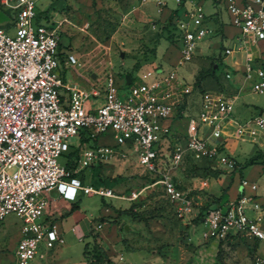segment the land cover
<instances>
[{"label": "built area", "instance_id": "built-area-1", "mask_svg": "<svg viewBox=\"0 0 264 264\" xmlns=\"http://www.w3.org/2000/svg\"><path fill=\"white\" fill-rule=\"evenodd\" d=\"M170 1L173 9H182L175 14L177 61L151 67L144 78L131 77L126 83L125 74L116 75L107 60L101 73L84 87L66 80L62 73L63 66L75 69L81 64L75 52L58 49L66 18L39 21L35 0H0L14 25L12 34L0 26V222L10 213L22 221L14 257L6 264H32L42 245L64 243L57 221L45 217L47 191L56 189L70 200L81 193L134 201L144 188L157 185L179 218L192 219L201 210L174 178V170L186 156L232 169L236 160L224 151L226 137L264 145V114L236 119L232 114L236 93L201 94L199 121L189 116L185 131L174 129L172 121L185 115L187 96L193 91V81L187 82L178 68L192 60L199 41L214 31L199 0H153L158 7ZM217 1L242 35L264 39V0ZM232 51L224 48L226 56ZM258 59L245 52L240 89L248 81L253 92L264 93V58ZM225 76L231 79L234 72L227 70ZM100 94L99 104H89ZM82 133L89 142L79 141L72 147L70 139H79ZM102 134H109L112 142H97ZM73 148L78 149L75 164L68 167L58 158ZM131 157L152 173L142 188L117 193L109 185L87 183L80 175L85 168L123 163ZM207 184L206 177L199 178L200 188ZM239 186L241 191L254 190L257 184L242 177ZM247 203L256 215L248 214ZM201 222L207 234L223 242L246 236L256 247H264V204L253 195L240 193L225 205L207 206ZM103 223L93 221L91 232H98ZM124 259L118 255V260ZM126 264L143 263L128 260ZM249 264H264V254L255 248Z\"/></svg>", "mask_w": 264, "mask_h": 264}, {"label": "rangeland", "instance_id": "rangeland-1", "mask_svg": "<svg viewBox=\"0 0 264 264\" xmlns=\"http://www.w3.org/2000/svg\"><path fill=\"white\" fill-rule=\"evenodd\" d=\"M46 1L40 0L42 3ZM201 1L202 8L206 14L218 10V13L213 16V22H207L209 27H213L214 23H221V20L227 21V13L221 1ZM172 4L173 1H170L169 5L158 7L153 0H73L69 6L67 5V8L72 7V9L77 11L81 17L80 22L84 23L85 26L83 29H78L74 32L60 30V34H62V49L66 52L67 46L70 45V39L76 38L79 40L78 49L85 53V56L91 55L94 51H99L101 58L111 61V68L116 75L120 76L130 73L135 80L144 78L145 72L149 68L160 64L168 65L169 60L175 61L178 58V48L176 46L179 35L178 28L172 24L168 17L171 11L170 5ZM0 7L9 12L5 7L1 5ZM225 25V31L228 35L225 39L222 37L221 40L220 37L213 35V33L207 35L199 41V48L192 61L184 62L178 68L180 75L187 82L190 83L197 78V85L196 83L193 85V91L187 96L185 115L177 119L182 125L186 123L189 116L199 121L198 113L202 102L201 94L205 92L234 95L236 91H240L232 111L233 116L238 120L240 119L239 121H242L243 118H245L243 120H247L258 113L264 114V93L253 92L249 87L248 81L240 89L241 70L236 69V71H233L232 67L229 66L234 57L239 59V61L241 60V52H234L232 56L228 55L225 61L227 64L224 62L225 65L219 71L214 69L210 74L206 73L213 63L215 55L219 53L223 55L224 48L227 46L239 49L240 43H242L243 36L240 34L239 29L228 22ZM0 26L7 32L13 33L14 25L11 18L0 23ZM218 43L219 45L217 46ZM209 45L210 47H208ZM250 49L253 55H256L261 49L264 50V39H258ZM121 51L123 56L120 55ZM227 70L234 72V76L231 79L225 76ZM197 71L200 72L198 76L200 78L196 77L195 73ZM238 77L239 79H237ZM82 83L80 82L83 86L84 84ZM99 87L101 90L103 89L102 84H99ZM248 113L253 114L247 116ZM202 127L204 128V125ZM262 134L264 135V129ZM70 142L74 146L76 138L72 137ZM256 150L264 152V145L255 144L249 139L243 138L226 137L225 139V153L240 162L244 168V176L249 181L254 180L251 177L258 176V183L262 187L264 176L261 173L264 164L261 163L260 159H256V162H251ZM66 153L59 156L60 162L65 161ZM133 153L131 152L132 155ZM199 164L197 165L189 158H185L179 167L174 170L175 180L187 191H190L191 181H196L197 177L207 176L204 170L199 167ZM110 167L113 170L106 173L108 175L106 176V182L117 193L125 194L129 189L142 188L152 177V173L138 165L132 157L123 163H110ZM80 175L85 176L87 183L94 185L98 182L96 177L104 176L103 173L99 174L92 167L83 169L80 171ZM236 178L235 176L234 182H236ZM226 179L224 175L219 178H211L210 188L224 183ZM245 191L249 192L250 190L245 189ZM191 193L192 191H190ZM124 203V201L118 202L115 197L102 199L98 195L82 196V204H86L85 214H88L90 210L97 212V208L102 205L112 208L118 205L117 207L121 208ZM126 203H129L126 209L130 208V212H123L125 215L133 216L132 214H137V217L139 215L142 219L151 222V225L148 226L150 230L141 232L148 253L152 249L154 250L153 253L156 251L161 254L160 250L164 243L177 240L178 230L173 226V219L177 218V216L174 214L173 206L164 197L159 186L153 185L150 188H144L136 200L127 201ZM97 220L94 219V221ZM21 225V219L14 213L6 215L0 222V264H5L14 255V244L21 235ZM123 229L126 231L124 227ZM124 230L121 231L122 234L127 233L126 236H128L133 233L134 229L127 232ZM88 231L87 229L86 233ZM65 244H69L67 238H65ZM226 244V246H219L220 251L217 255L216 264L250 263L254 256L255 247H252L251 240L248 237L239 236L228 239ZM59 246L60 244L42 245L32 264H59L57 257ZM185 247V250H187V246ZM188 251L190 252L191 250L189 249ZM258 251L264 254V247ZM140 253L133 254V258L135 261L142 263ZM182 254L181 264H191L189 263L190 259L187 258L189 254Z\"/></svg>", "mask_w": 264, "mask_h": 264}, {"label": "crops", "instance_id": "crops-1", "mask_svg": "<svg viewBox=\"0 0 264 264\" xmlns=\"http://www.w3.org/2000/svg\"><path fill=\"white\" fill-rule=\"evenodd\" d=\"M72 1L73 0H47L46 2L42 3L40 2V0H35L37 19L43 22H56L58 20H61L62 18H66V20L61 23L60 30L74 32L78 29H83L85 24L80 22L81 17L78 15L77 11L72 9V7L67 8V5L69 6ZM199 2L200 4L202 3L201 0H199ZM174 7L175 4L173 3L172 5H170V10H172ZM178 12L181 13L182 9H180ZM216 13H218V10H214L210 14H207V22L212 21L214 19L213 16ZM226 22L230 24L228 14L227 21L221 20V23H214V26L210 27L214 31L213 35H217L218 37H220L221 40L222 37L223 39H225L228 36L227 32L225 31ZM242 36L243 39L242 43H240V48H232L233 51L231 55L229 54V56H232L234 55V52H241L240 61L239 59L234 57L231 61L232 64L229 63V66L232 67L233 71H236V69H242L244 55L247 51L252 56H258L259 61L263 60L264 58V50L262 49L259 51L257 50L258 53L256 55H253L251 52L250 48L253 46L254 43H256L257 39H254L253 36L249 33L244 34ZM61 42L62 34H60L59 37V49L60 51L65 52L62 49ZM69 43L70 45L67 46V51L75 52L81 64L79 66H76L75 69H72L70 67L66 68L63 66L62 73L66 80L76 81L79 84L80 82H83L82 84H84L83 86L85 87L90 82V79L94 80L95 76L101 73V67L103 65V62H106L107 60L99 56V51H94L91 55L85 56V53L78 49L79 40L76 38H71ZM218 45L219 43L217 44V46ZM208 47H210V45ZM198 48L199 47H197V49ZM223 57L225 62L227 60L228 55L226 56L225 54H223ZM177 59L178 58H176L175 61L169 60V63H175ZM237 79H239V77ZM62 92L65 93L64 91ZM235 95L236 100L240 95V91H236ZM102 99L103 96L102 94H100L98 97H95L94 100L89 101V104L97 105L102 101ZM251 114L253 113H248L247 116H250ZM177 119L178 118H175L172 121L174 129L185 131L187 121L184 125H182ZM81 139H83L82 135L79 139L76 138L75 143L79 141L81 142ZM97 142H112V138L109 134H102L97 137ZM254 153L255 154L254 157L251 159V162L253 163L256 162V159H260L261 163L264 164V152H258L256 150ZM236 164L232 169L227 165L215 166L214 168L218 171V174L216 176H204L208 180V184L205 188H200L199 177L196 178V181H191L189 190L192 191V193L190 194V191H188V193L190 197L195 201L199 210H201V213L205 210L207 206H213L214 204L218 203L223 205L227 204L229 201L237 197L240 193L253 195L255 201L264 204V181L262 182L261 187V185L258 183L259 177L253 176L254 178H251L252 180L254 179L253 181L257 184L256 189L251 190L249 188H244L241 191L239 182L240 178L245 177L243 173L244 168L237 160ZM112 170L113 169L110 167V163H108L102 165L99 172L100 174L103 173L104 176H108L106 173L112 172ZM261 174L264 176V166ZM223 175L227 178L225 182L216 185L213 188H210V179L219 178ZM235 176L237 177L236 182H234ZM83 178L84 181L87 182L84 175ZM146 184L147 183H145V185ZM180 186L182 187V185ZM245 189H249L250 191L246 192ZM46 195L48 197L49 202L47 208L45 209V217L57 221L64 237V243H62L63 245L60 244L57 253L59 264H86L84 260L83 249L84 244L88 241H95L97 244L103 247L109 253L110 258L113 260L114 264H126V261L128 260H135L133 258V254H136L137 252H141L139 255L142 258L143 264H181V258L183 255L182 253L189 254L186 255L188 256L187 258L190 259L189 263L191 264H216L217 255L220 251L219 246H226V243L228 242V239L223 242L218 238L207 234V226L200 220L196 221L195 218H179L176 215L177 218L173 219V226H175V228L178 230L176 235L177 240H175L174 242L171 241L164 243V246L160 250L161 254H158V252L156 251L155 253H153L154 250L152 249L150 250V253H148L146 250V243L141 235V232H143L144 230L149 231L150 229L148 228V226L151 225V222L146 219H139L133 216H129L127 214L125 215L124 213H121L120 215H117L115 217L116 212L114 209H126L128 207L127 204H129L126 202L129 200L115 197L118 199V202H125L123 207L120 208L117 207L118 205H115L116 207L112 208L109 206L102 205L97 208V212H95L94 210H90L88 214H85L86 204H82V196L84 194L80 193L77 195L76 199L70 200L63 198L56 189H52L50 191H47ZM208 197H210L211 200H209ZM247 207L249 215L254 216L257 214L256 211H253L251 209L250 203H247ZM94 219H98L97 221L104 220V223L100 230L96 232L97 236L93 238L91 234V225ZM124 225H127L129 227L128 229H126V231L123 229ZM87 229L89 230L88 233H86ZM122 230H124L125 232L133 230V233L126 236L127 233L122 234ZM65 238L68 239V245L65 244ZM233 238L234 237H231L229 239ZM251 245L252 247L257 248V250L263 248L262 244H260L259 247H256L257 245H253V243L251 242ZM185 246H187V250H185ZM189 249L191 250L190 252L188 251ZM119 254H123L125 259L118 260ZM169 256H171V258H169ZM13 257L14 255H12L10 259L6 261V263L12 260Z\"/></svg>", "mask_w": 264, "mask_h": 264}, {"label": "trees", "instance_id": "trees-1", "mask_svg": "<svg viewBox=\"0 0 264 264\" xmlns=\"http://www.w3.org/2000/svg\"><path fill=\"white\" fill-rule=\"evenodd\" d=\"M0 9L4 10L1 7H0ZM179 9L180 8L172 9L169 13L168 17L170 18L173 25H176L175 14L179 11ZM5 12H7V11H5ZM58 49H59V41H58ZM214 58L215 59H214L213 63L210 65L209 69H207L206 73H208V74H210L212 71H214V69L219 71L225 65V63H223V60H222L223 55L221 53H219L217 56H214ZM199 73L200 72L196 73V77L199 76ZM128 74L130 75V77H132V75L130 73H128ZM198 78H200V77H198ZM198 81H199V79H198ZM195 83L197 85V78H196V80L193 81V85ZM82 136H83V139H81L82 143L83 142H89L90 139L85 137V135L83 133H82ZM72 147H73V145H72ZM77 151H78L77 148H73L68 153H66V158H65L64 162L68 167L74 166L75 163H74L73 159L77 156ZM186 158H189L192 162H194L197 165L200 162L199 167H201L204 170L205 175L216 176L218 174V171L212 166V161H210L206 158L196 160V159L192 158L190 155H187ZM100 168H101L100 164L93 166V169L97 170V172L100 171ZM99 174H100V172H99ZM81 177H83V175H81ZM97 181H98L97 184L103 183V184L109 185L108 182H106V176L97 178ZM114 210L116 212L115 217L117 215H120L123 212H130V208L126 209L125 211L120 210V209H114ZM132 215H133V217L141 219V217H139V215L137 217V214H132ZM195 220L201 221V214L200 213L197 217H195ZM91 234H92L93 238L97 236V233L91 232ZM83 255H84V260H85L86 264H114L113 260L110 258L109 253L103 247H101L99 244H97L95 241H91V242L88 241L84 244Z\"/></svg>", "mask_w": 264, "mask_h": 264}, {"label": "water", "instance_id": "water-1", "mask_svg": "<svg viewBox=\"0 0 264 264\" xmlns=\"http://www.w3.org/2000/svg\"><path fill=\"white\" fill-rule=\"evenodd\" d=\"M10 17L7 15L6 12H4L2 9H0V23L8 21ZM121 56H123V52L120 53ZM93 76V75H92ZM126 83H129L131 80V77L128 73L125 74ZM125 229H128L129 227L127 225L123 226Z\"/></svg>", "mask_w": 264, "mask_h": 264}, {"label": "bare ground", "instance_id": "bare-ground-1", "mask_svg": "<svg viewBox=\"0 0 264 264\" xmlns=\"http://www.w3.org/2000/svg\"><path fill=\"white\" fill-rule=\"evenodd\" d=\"M231 55V54H230Z\"/></svg>", "mask_w": 264, "mask_h": 264}]
</instances>
